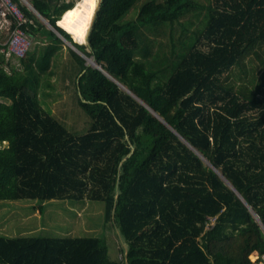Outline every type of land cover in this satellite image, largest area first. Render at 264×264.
<instances>
[{"label": "trees", "instance_id": "trees-1", "mask_svg": "<svg viewBox=\"0 0 264 264\" xmlns=\"http://www.w3.org/2000/svg\"><path fill=\"white\" fill-rule=\"evenodd\" d=\"M30 1L53 28L27 24L38 45L21 68L0 54V201H102L126 249L112 261L96 236L0 235V264L263 262L264 0H100L88 42L95 0ZM55 31L97 64L72 51L83 133L40 101ZM252 56L262 72L238 84Z\"/></svg>", "mask_w": 264, "mask_h": 264}, {"label": "rangeland", "instance_id": "rangeland-1", "mask_svg": "<svg viewBox=\"0 0 264 264\" xmlns=\"http://www.w3.org/2000/svg\"><path fill=\"white\" fill-rule=\"evenodd\" d=\"M69 1L75 2V5L79 2V5L80 3L86 4L88 0H67V2ZM89 18L86 19V22ZM39 19L41 26L48 28L50 33L52 29L50 25L43 19ZM86 22L82 25V30L85 31L88 24ZM56 34L63 41V50L58 56L52 58L53 74L48 77L51 85L42 87L40 101L42 106L46 110L51 109L50 112L64 123L70 131L83 133L90 127L91 118L80 105L71 79L77 66V60L74 59L72 51L80 54L85 59L86 64L90 66H97V64L96 62L94 64L90 63L89 59H93V57H88L82 53L61 33L56 32ZM36 45L38 44L34 39L33 48ZM261 53L264 56V50ZM12 63L16 64V59H13ZM261 65L260 60L256 56H252L244 60V65L242 63L235 66L229 74L231 79H235L238 84H242L238 76H245L244 69L254 67L257 74L260 75L262 72ZM8 66V69H11L10 65ZM18 67L21 68V66ZM122 88L124 87L122 86ZM40 205L42 204L35 200H1L0 235L10 237L96 236L106 240L109 257L112 261H119L123 258V250L126 249V245L113 220H105V209L102 201L84 200L83 202H75L53 199L46 201L42 210ZM258 258L259 256H254L253 253L252 259L257 260ZM261 263L264 264V260L258 264Z\"/></svg>", "mask_w": 264, "mask_h": 264}, {"label": "built area", "instance_id": "built-area-1", "mask_svg": "<svg viewBox=\"0 0 264 264\" xmlns=\"http://www.w3.org/2000/svg\"><path fill=\"white\" fill-rule=\"evenodd\" d=\"M26 11L36 18L32 19ZM39 18L48 23L30 0H0V54L5 56L4 67L9 73L11 69H8L7 61L16 59L15 65L18 67L20 59L33 48L34 36L30 33L27 24L36 26L35 20L39 21ZM213 222L214 219L211 218L207 226L210 227Z\"/></svg>", "mask_w": 264, "mask_h": 264}, {"label": "bare ground", "instance_id": "bare-ground-1", "mask_svg": "<svg viewBox=\"0 0 264 264\" xmlns=\"http://www.w3.org/2000/svg\"><path fill=\"white\" fill-rule=\"evenodd\" d=\"M79 3V2H78ZM78 3H76V5H78ZM98 4H99V0H95V3H94V8H93V12H92V15L90 16L89 20L86 22L87 24V30H86V36L88 37L89 35V32H90V29L92 27V22H93V18H94V15L96 13V10L98 8ZM85 5V3H80L79 6L83 7ZM84 22V23H85ZM90 63L94 64L95 61L93 59H89Z\"/></svg>", "mask_w": 264, "mask_h": 264}, {"label": "water", "instance_id": "water-1", "mask_svg": "<svg viewBox=\"0 0 264 264\" xmlns=\"http://www.w3.org/2000/svg\"><path fill=\"white\" fill-rule=\"evenodd\" d=\"M99 2H100V0H99ZM93 19H94V18H93ZM48 23H49V21H48ZM92 23H93V22H92ZM49 25H50V28H53V26H52L50 23H49ZM57 25L60 26L58 22H57ZM60 28H62V27L60 26ZM62 29H63V28H62ZM63 30H64V29H63ZM90 30H91V29H90ZM65 31H66V30H65ZM66 32H67V31H66ZM67 33L70 34L69 32H67ZM88 36H89V35H88ZM87 42H88V37H87ZM87 42H86V43H87Z\"/></svg>", "mask_w": 264, "mask_h": 264}]
</instances>
